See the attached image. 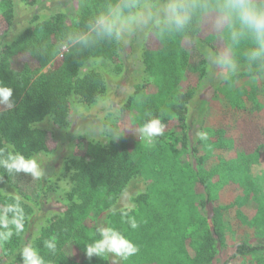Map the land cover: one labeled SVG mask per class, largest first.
Here are the masks:
<instances>
[{"label": "trees", "instance_id": "obj_1", "mask_svg": "<svg viewBox=\"0 0 264 264\" xmlns=\"http://www.w3.org/2000/svg\"><path fill=\"white\" fill-rule=\"evenodd\" d=\"M16 1L0 0V85L13 89L9 99L14 101L11 109L0 105V160L9 153L25 159L50 153L57 142L43 123L67 128L74 97L87 108L104 98L108 91L104 75L81 72L93 60L121 59L124 46L102 23L113 10L134 16L168 5L177 16H187L185 23L165 21L150 27L142 51L146 80L119 110L121 116L134 114L122 146L85 141L78 159L66 163L72 183L64 195L68 203L62 214L48 219L32 246L45 264H112L113 259L117 264H238L255 254L263 256L264 247L249 244L264 228V199L250 195V167L264 156V127L254 108L244 110L232 102L234 109L244 110L235 139L227 138L222 126L208 130L216 138L208 150L207 159L215 157L210 167L191 147L190 106L206 77L207 58L201 49L208 48L233 66L226 76L222 74L216 90L220 84L264 76V49L256 34L241 23L239 0H91L76 18L64 10L50 18L34 16L12 36ZM19 1L28 7L37 3ZM247 2L264 10V0ZM196 53L199 58L194 59ZM123 65L121 59L119 71ZM142 95L145 101L138 100ZM152 119L164 125L163 134L150 139L147 147L162 161L161 177L132 199L130 209L113 210L140 177L138 158L145 149L139 129ZM0 182L16 193L0 192L3 208L18 199L24 211L23 230L17 232L9 224L12 236L0 240V264H23L21 252L32 234L34 207L50 196L51 186L45 187L31 173L9 172L2 164ZM95 213L106 214L107 227L120 231L139 251L126 260L112 253L88 258L86 245L101 238L98 225L87 222ZM237 215L244 221L230 245L225 230ZM131 219L138 225L135 229ZM7 230L0 227V233ZM52 238L55 251L45 246Z\"/></svg>", "mask_w": 264, "mask_h": 264}, {"label": "rangeland", "instance_id": "obj_2", "mask_svg": "<svg viewBox=\"0 0 264 264\" xmlns=\"http://www.w3.org/2000/svg\"><path fill=\"white\" fill-rule=\"evenodd\" d=\"M90 1L37 0L34 6L28 7L17 0L16 24L12 36L21 32L34 16L50 18L58 11L64 10L68 12L69 16L76 18L89 5ZM174 20L185 23L187 16L186 14L177 16L173 12V8L168 5L156 6L148 11L140 10L134 16L122 14L119 9H115L102 20V23L110 28L114 36L124 46L121 55L124 65L119 71L118 66L121 64V59L116 63L103 60L88 62L81 73L85 74L90 70L101 72L107 81V94L91 108L85 107L79 103L78 98L74 97V110L69 118L70 123L67 128L54 126L51 121L43 123L42 126L53 133L57 145L50 153H40L31 157L39 161L43 171L40 178L45 187L51 186V193L40 205L34 207L31 219L32 234L25 239L26 242L28 241V245H35V238L47 224L48 219L63 213V209L68 203L64 199L65 192H69L72 187L71 172L66 169V163L78 159L83 142L122 146L125 133L132 123L130 117L133 120L134 114L130 112L129 116L128 114L121 116L119 110L135 95L137 86L146 80L142 66V51L147 33L150 31V27L156 23L166 21L170 24ZM168 28L170 31L173 30L171 27ZM201 52L207 58L206 77L190 106L191 147L194 146L193 148L201 156L205 167L208 168L215 159L214 155H210V158L207 159L208 150L210 144L216 140L215 134L213 131H208L209 129L214 130L222 126L221 128L228 132L226 133L227 138H237L236 126L240 112L243 114L244 110L250 107L254 108L256 120L264 127V76L257 79L242 78L230 84H220L221 86L216 90V85L221 82L222 74L226 76L233 66L214 57L208 48L201 49ZM197 58H199L198 53L194 55V59ZM53 67L51 65L45 71H49ZM145 99L146 96L143 95L138 98L139 101H145ZM234 100L237 101L239 108L245 109L240 111L238 108L234 109L231 106ZM150 139H142L145 150L138 158L140 177L130 184L113 210L130 209L132 199L144 191L148 184L160 179L163 170L162 161L147 151ZM186 161L191 162V159L187 156ZM249 175L252 184L250 195H257L256 197L264 199V156L261 161L250 167ZM0 192L16 194L11 187L3 182H0ZM2 210L3 205L0 202V213ZM247 214L250 216L251 210ZM105 215L95 213L88 218L87 222L98 225V227H107ZM243 221L237 215V218L226 227L225 232L230 245L235 243L234 234L241 227ZM254 236V240L249 244L252 247L263 248L264 228L254 233ZM228 252L232 255L234 251L231 248L228 249ZM238 264H264V254L263 256L259 254L249 256Z\"/></svg>", "mask_w": 264, "mask_h": 264}, {"label": "clouds", "instance_id": "obj_3", "mask_svg": "<svg viewBox=\"0 0 264 264\" xmlns=\"http://www.w3.org/2000/svg\"><path fill=\"white\" fill-rule=\"evenodd\" d=\"M239 15L241 23L256 34L257 39L261 41L262 49H264V10L257 9L254 5L249 4L247 0H239ZM258 54L254 53V55ZM12 95L13 89L11 87L0 85V105H4L6 109H11L14 106V101L9 99ZM163 129L164 125L161 124L159 119H152L144 124L139 131L143 134L144 138L152 139L153 137L162 135ZM0 164L9 172L15 169L17 172L31 173L36 178L41 177L43 174L41 165L36 158L25 159L23 155L18 153H9L6 159L0 160ZM8 213H12L11 218L8 217ZM23 221L24 211L18 199L14 204L5 205L2 213H0V227L8 230L0 233V240L7 241L12 236L9 224L14 225L17 232L22 231L24 228ZM129 222L133 229L138 226L134 219H131ZM96 231L101 238L86 245V255L88 258H91L93 255L104 257L108 253H112L115 254V257L126 260L139 251L138 246L113 227L100 226ZM45 246L55 251V238L45 241ZM21 256L23 264H45L43 257L31 245L23 248ZM112 264H117V261L113 259Z\"/></svg>", "mask_w": 264, "mask_h": 264}]
</instances>
